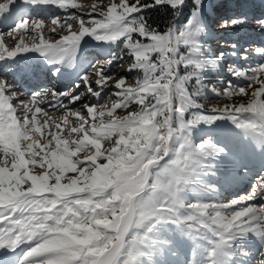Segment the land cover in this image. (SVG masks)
Instances as JSON below:
<instances>
[{
	"label": "snow or ice",
	"instance_id": "snow-or-ice-1",
	"mask_svg": "<svg viewBox=\"0 0 264 264\" xmlns=\"http://www.w3.org/2000/svg\"><path fill=\"white\" fill-rule=\"evenodd\" d=\"M26 2L65 15L0 30V62L34 52L74 68L86 37L117 51L72 87L27 98L0 75V264H264V171L227 200L214 182L221 168L235 180L242 151L264 159V47L251 50L260 60L248 68L213 54L205 0ZM16 7L0 0V19ZM159 7L170 13L163 30L144 14ZM125 59L134 81L117 78ZM210 73L224 77L221 89L206 82ZM211 96L242 102L208 107ZM173 234L192 242L189 259H179Z\"/></svg>",
	"mask_w": 264,
	"mask_h": 264
},
{
	"label": "rangeland",
	"instance_id": "rangeland-1",
	"mask_svg": "<svg viewBox=\"0 0 264 264\" xmlns=\"http://www.w3.org/2000/svg\"><path fill=\"white\" fill-rule=\"evenodd\" d=\"M217 0H205L204 3V9H203V20L206 25L207 34L204 38L205 46L215 55H218L220 52L226 53V64H238L242 68H248V67H255L256 64L259 62L260 57L256 56L254 52L251 50L255 47H264V29H261L256 21L260 19H264V1L262 0H247L248 1V7L246 10H239L237 6H234V12L232 15L228 14L226 17H221L220 12H215V10H219V8H213L211 10V6L209 2H215ZM76 3L84 4V5H90L94 2V0H75ZM188 2V1H187ZM191 6V4H190ZM220 6V5H218ZM56 7V6H55ZM232 7L230 4L228 5V8ZM57 8V7H56ZM227 9H224L226 11ZM70 11H77L75 9H70ZM38 12V10H37ZM53 15H65L63 10L57 9L56 12L51 13L49 16H43L39 15L37 13H30L23 17L22 19H44L46 26H51V16ZM236 17H244L246 18V22L243 23L244 27L241 33H238L237 35V29L235 27H229V28H222L221 23L224 20H228L231 18ZM21 20V19H20ZM19 20V21H20ZM185 20V19H184ZM180 18V22L182 23L184 21ZM18 21V22H19ZM15 26V25H14ZM12 26V27H14ZM11 29V28H10ZM8 29V30H10ZM6 30V31H8ZM59 31V30H58ZM234 31L236 33L234 38H230V36L233 35ZM239 32V31H238ZM230 33V36L227 34V36H224V34ZM45 37L48 36L47 33V27L45 28ZM58 38V37H53ZM30 39V38H29ZM89 39L91 37H86L85 41L88 43ZM5 43L9 44V39H5ZM12 46H14V42H11ZM235 44L236 48L232 49L231 45ZM248 50V60H242L240 57V54L243 53L245 50ZM117 51V49H114L113 47L110 48L108 54L103 53H95L93 51H87L84 55V57L81 59L78 65V70L75 72L77 76L80 74L83 75L86 71L89 70L90 63H94L96 60H106L109 58V55L112 52ZM232 51H236L237 55L232 56L230 53ZM123 64V67L120 66V64L114 65L115 71L117 73V78H119L120 75L127 76L129 81H134L137 77L138 73L135 71L129 73L127 72L128 63L129 61L125 59L121 62ZM226 75V73H225ZM93 81L95 80V76L93 75L90 77ZM224 80L223 76L217 77L214 73L209 74L208 83L215 84L216 87L221 89L220 81ZM78 81H70L67 84H63V89L72 87L73 84H75ZM227 82L226 80L224 81ZM237 83H240L241 85L243 83H246V81H238ZM20 91V90H19ZM23 98H27L26 95H22ZM51 101L49 103L53 102L52 97H50ZM89 102L93 101L94 98L88 97L87 98ZM111 101H109L110 103ZM206 104V106L210 107L212 105H223L224 103H232V102H242L241 97H233L232 100H224L221 98H217L215 96H211L206 101H202ZM41 107L45 108L46 110L49 108V105H41ZM75 107H79V104H77ZM53 115L59 116L60 113L58 112H52ZM39 119L43 120V116H38ZM197 142H199V139H197ZM107 146V145H105ZM241 165L246 167V172L244 171V167H241ZM261 171H264V159H262L257 154L253 153L250 149L246 151H242L238 153L237 155V169L233 172V175L236 176L234 181L226 182L225 177L223 176V169H220V174H218V177L215 178L214 182L218 183L219 186H221L222 191V198L223 199H231L234 195L238 193H243L245 191L250 190V186L255 182L258 175ZM239 172V175L236 173ZM257 203H264V201H257ZM174 241V249L179 253V259L186 260L190 258V250L192 248V242L188 240L187 238H181L176 234H173V236L169 237ZM24 249L27 247L26 245H23ZM22 255V251L20 253Z\"/></svg>",
	"mask_w": 264,
	"mask_h": 264
},
{
	"label": "trees",
	"instance_id": "trees-1",
	"mask_svg": "<svg viewBox=\"0 0 264 264\" xmlns=\"http://www.w3.org/2000/svg\"><path fill=\"white\" fill-rule=\"evenodd\" d=\"M187 1L188 7L190 8L191 0ZM219 1L222 0H218V2ZM228 3L229 1H226V3L221 5V9L219 10L221 13H223V9L227 7ZM212 6H215L214 3ZM228 11H230V9ZM144 14L149 19V22L153 24V26L159 27L161 30L167 26L170 19V13L163 7L148 9ZM181 19H186V16H182Z\"/></svg>",
	"mask_w": 264,
	"mask_h": 264
},
{
	"label": "bare ground",
	"instance_id": "bare-ground-1",
	"mask_svg": "<svg viewBox=\"0 0 264 264\" xmlns=\"http://www.w3.org/2000/svg\"><path fill=\"white\" fill-rule=\"evenodd\" d=\"M30 3L29 2H26V0H19L18 1V7H16V8H14L12 11H11V13L12 12H14V15L16 14V16H20V15H22L23 14V12H22V9H23V7H27L28 5H29ZM5 68H3L2 69V71L4 70ZM0 74H3V72H1ZM5 76H7V79L9 80V77L11 76V75H7V74H5ZM49 86V85H48ZM61 86V85H60ZM41 87V86H40ZM18 89L20 90V93L22 94V95H25L26 93H29V92H25V90H23L21 87H18ZM23 90V91H22ZM50 97H51V94H49V96L47 97V100L48 101H51V99H50ZM51 103V102H50ZM44 105H46V104H44Z\"/></svg>",
	"mask_w": 264,
	"mask_h": 264
}]
</instances>
